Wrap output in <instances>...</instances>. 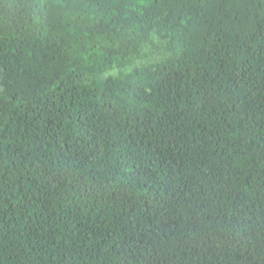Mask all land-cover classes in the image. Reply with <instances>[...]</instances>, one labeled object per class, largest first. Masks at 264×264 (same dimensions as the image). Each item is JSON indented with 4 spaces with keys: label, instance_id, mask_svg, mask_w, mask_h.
Returning <instances> with one entry per match:
<instances>
[{
    "label": "trees",
    "instance_id": "1",
    "mask_svg": "<svg viewBox=\"0 0 264 264\" xmlns=\"http://www.w3.org/2000/svg\"><path fill=\"white\" fill-rule=\"evenodd\" d=\"M0 264H264V0H0Z\"/></svg>",
    "mask_w": 264,
    "mask_h": 264
},
{
    "label": "rangeland",
    "instance_id": "2",
    "mask_svg": "<svg viewBox=\"0 0 264 264\" xmlns=\"http://www.w3.org/2000/svg\"><path fill=\"white\" fill-rule=\"evenodd\" d=\"M149 51H150V49L147 50V54H149ZM151 56H152V58H156L158 56V53L154 50L153 51V54L146 55L144 59H142L140 57L139 60H136V61H132V58L126 57L125 60L122 62V66L124 68L123 69L121 68V69H122L123 72H129L133 68L140 67L141 66V63H147V64L148 63H154L155 61H150L151 60ZM128 64H130V65H128ZM118 68L119 67L114 66V65L111 66L108 70H106L100 76V78H106V77H109V76H117L118 71H119ZM161 71H162V68L160 67L159 70H158V72H161ZM147 72H150V70H148L147 68L144 69L143 72H141V74L139 75V78L134 82V84H135L136 87H138V88L139 87L145 88L147 86L148 80H147V78L145 76L147 74Z\"/></svg>",
    "mask_w": 264,
    "mask_h": 264
}]
</instances>
